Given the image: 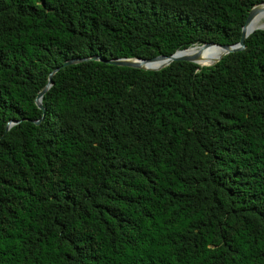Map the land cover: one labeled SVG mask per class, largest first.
<instances>
[{
  "label": "trees",
  "instance_id": "16d2710c",
  "mask_svg": "<svg viewBox=\"0 0 264 264\" xmlns=\"http://www.w3.org/2000/svg\"><path fill=\"white\" fill-rule=\"evenodd\" d=\"M263 2L0 0V264H264V29L62 66L235 44Z\"/></svg>",
  "mask_w": 264,
  "mask_h": 264
},
{
  "label": "water",
  "instance_id": "95a60500",
  "mask_svg": "<svg viewBox=\"0 0 264 264\" xmlns=\"http://www.w3.org/2000/svg\"><path fill=\"white\" fill-rule=\"evenodd\" d=\"M261 9L264 10V2L256 4L250 9L248 17L246 19V22H245V24H244V26L242 28L241 38H240L238 43H235V44H218V43H214V42H206V43H204L202 45H199V46H202V47H207V46H210V45H217V46H220V47L225 49V52L219 57V59H217L211 65H214L215 63L220 61L225 55H228V54L234 53V52H238V51H242V50H244L246 48L245 40L250 34L246 33L245 26ZM261 29H263V28H261ZM190 48H192V47H189V48L183 49V50H178V51H176L175 53H173L171 55H157V56H155V57H153L151 59H142V58H137V57H121V58L106 59V58H103L101 55H94V56L73 58V59L66 60L62 64V66H67V65H71V64H77L79 62H83V61H86V60L94 59V60H100V61L106 62L108 64L116 65V66H126V67L139 68V69H144V70L158 71V70H161V69L165 68L166 66L170 65L172 62H175V61H189V62L197 63L198 62L197 60L199 58L198 54H196V55H187V54L182 55V54H180L183 51L188 50ZM162 60H165V62L163 64L159 65L158 67H155V68L144 67L142 65L143 62H159V61H162ZM211 65H206V66H211ZM60 68H61V66L55 68L50 73L47 84L41 90H39V92L37 94L35 102H36L37 106L40 109H44V105L42 103L43 96L53 84L52 77H53L54 73L56 71H58ZM17 122H18V120H14V119L9 120L7 125H6V131L9 130L10 127L12 125H14L15 123H17ZM35 122L36 123H40V119L36 120Z\"/></svg>",
  "mask_w": 264,
  "mask_h": 264
},
{
  "label": "bare ground",
  "instance_id": "6f19581e",
  "mask_svg": "<svg viewBox=\"0 0 264 264\" xmlns=\"http://www.w3.org/2000/svg\"><path fill=\"white\" fill-rule=\"evenodd\" d=\"M264 13V10H259V12L247 23L245 26V31L247 34H251L255 29H261L264 28V14L263 16L257 20V17L259 13ZM202 47V46H201ZM193 48H197L196 46L183 51L182 55H199L198 58V64L201 66H206V65H211L213 64L219 57L225 52V49L217 46V45H210L207 47H202L201 50L191 52ZM165 60L159 61V62H141L144 67H149V68H155L158 67L159 65L163 64Z\"/></svg>",
  "mask_w": 264,
  "mask_h": 264
},
{
  "label": "rangeland",
  "instance_id": "374dc122",
  "mask_svg": "<svg viewBox=\"0 0 264 264\" xmlns=\"http://www.w3.org/2000/svg\"><path fill=\"white\" fill-rule=\"evenodd\" d=\"M263 14H264L263 12H262V13H259V15H258V17H257V20L260 19V18L263 16ZM263 29H264V28H263ZM196 47H197V48H193V49L191 50V52L199 51V50L202 49L201 46L196 45Z\"/></svg>",
  "mask_w": 264,
  "mask_h": 264
}]
</instances>
